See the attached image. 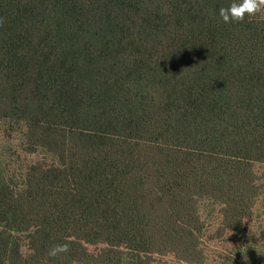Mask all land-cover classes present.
<instances>
[{
    "label": "trees",
    "instance_id": "obj_1",
    "mask_svg": "<svg viewBox=\"0 0 264 264\" xmlns=\"http://www.w3.org/2000/svg\"><path fill=\"white\" fill-rule=\"evenodd\" d=\"M230 2L0 0V116L55 159L24 188L0 172V264H200L204 199L240 230L264 163V7L225 24Z\"/></svg>",
    "mask_w": 264,
    "mask_h": 264
},
{
    "label": "rangeland",
    "instance_id": "obj_2",
    "mask_svg": "<svg viewBox=\"0 0 264 264\" xmlns=\"http://www.w3.org/2000/svg\"><path fill=\"white\" fill-rule=\"evenodd\" d=\"M23 122L0 116V172L19 188H24L30 172H38L54 163V156L43 148L31 150L25 140ZM252 188L256 202L245 214L239 231L222 233L220 206L212 200L202 201L204 220L211 228L207 231V244L203 249L200 264H240L245 254L255 259L256 264H264V163L253 165ZM34 230L31 219L23 214L22 226L14 233L23 254H28L29 238ZM91 253H96L103 244H87ZM256 252V256H252ZM3 251H0L2 258ZM86 264V263H85ZM150 264H196L178 254H153Z\"/></svg>",
    "mask_w": 264,
    "mask_h": 264
},
{
    "label": "clouds",
    "instance_id": "obj_3",
    "mask_svg": "<svg viewBox=\"0 0 264 264\" xmlns=\"http://www.w3.org/2000/svg\"><path fill=\"white\" fill-rule=\"evenodd\" d=\"M262 7L264 0H231L227 7L219 8L218 15L225 24L235 23L242 21L245 15L250 17L258 13ZM66 250V245H56L49 250L48 255L54 257L57 253Z\"/></svg>",
    "mask_w": 264,
    "mask_h": 264
}]
</instances>
